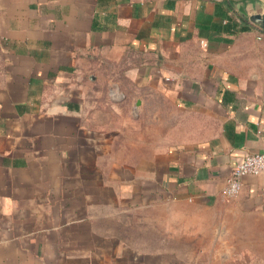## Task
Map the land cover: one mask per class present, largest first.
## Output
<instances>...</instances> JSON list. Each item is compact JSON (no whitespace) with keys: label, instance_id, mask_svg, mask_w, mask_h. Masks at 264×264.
<instances>
[{"label":"crops","instance_id":"crops-1","mask_svg":"<svg viewBox=\"0 0 264 264\" xmlns=\"http://www.w3.org/2000/svg\"><path fill=\"white\" fill-rule=\"evenodd\" d=\"M264 0H0V264H264ZM247 28V29H245Z\"/></svg>","mask_w":264,"mask_h":264},{"label":"built area","instance_id":"built-area-1","mask_svg":"<svg viewBox=\"0 0 264 264\" xmlns=\"http://www.w3.org/2000/svg\"><path fill=\"white\" fill-rule=\"evenodd\" d=\"M264 173V153L248 154L240 162L232 167L226 181L224 196L234 199L241 191L242 181L247 176H257Z\"/></svg>","mask_w":264,"mask_h":264},{"label":"water","instance_id":"water-1","mask_svg":"<svg viewBox=\"0 0 264 264\" xmlns=\"http://www.w3.org/2000/svg\"><path fill=\"white\" fill-rule=\"evenodd\" d=\"M250 20L253 24L260 25L264 30V14L253 15Z\"/></svg>","mask_w":264,"mask_h":264},{"label":"trees","instance_id":"trees-1","mask_svg":"<svg viewBox=\"0 0 264 264\" xmlns=\"http://www.w3.org/2000/svg\"><path fill=\"white\" fill-rule=\"evenodd\" d=\"M245 29H247V28H245Z\"/></svg>","mask_w":264,"mask_h":264}]
</instances>
